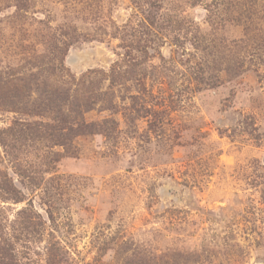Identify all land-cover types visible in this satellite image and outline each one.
<instances>
[{
	"label": "rangeland",
	"instance_id": "374dc122",
	"mask_svg": "<svg viewBox=\"0 0 264 264\" xmlns=\"http://www.w3.org/2000/svg\"><path fill=\"white\" fill-rule=\"evenodd\" d=\"M0 264H264V0H0Z\"/></svg>",
	"mask_w": 264,
	"mask_h": 264
},
{
	"label": "trees",
	"instance_id": "16d2710c",
	"mask_svg": "<svg viewBox=\"0 0 264 264\" xmlns=\"http://www.w3.org/2000/svg\"><path fill=\"white\" fill-rule=\"evenodd\" d=\"M76 124L78 125L79 123L77 122Z\"/></svg>",
	"mask_w": 264,
	"mask_h": 264
}]
</instances>
